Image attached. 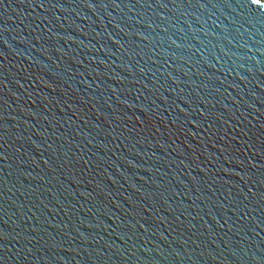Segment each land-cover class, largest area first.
Returning a JSON list of instances; mask_svg holds the SVG:
<instances>
[{
	"label": "water",
	"instance_id": "obj_1",
	"mask_svg": "<svg viewBox=\"0 0 264 264\" xmlns=\"http://www.w3.org/2000/svg\"><path fill=\"white\" fill-rule=\"evenodd\" d=\"M0 264H264V0H0Z\"/></svg>",
	"mask_w": 264,
	"mask_h": 264
},
{
	"label": "snow or ice",
	"instance_id": "obj_2",
	"mask_svg": "<svg viewBox=\"0 0 264 264\" xmlns=\"http://www.w3.org/2000/svg\"><path fill=\"white\" fill-rule=\"evenodd\" d=\"M257 2H259V0H257Z\"/></svg>",
	"mask_w": 264,
	"mask_h": 264
}]
</instances>
